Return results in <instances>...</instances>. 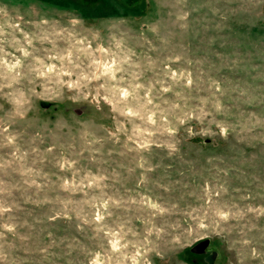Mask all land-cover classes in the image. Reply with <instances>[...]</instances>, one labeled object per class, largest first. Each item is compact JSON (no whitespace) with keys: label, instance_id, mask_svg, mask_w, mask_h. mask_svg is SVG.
Instances as JSON below:
<instances>
[{"label":"rangeland","instance_id":"1","mask_svg":"<svg viewBox=\"0 0 264 264\" xmlns=\"http://www.w3.org/2000/svg\"><path fill=\"white\" fill-rule=\"evenodd\" d=\"M0 264H264V0H0Z\"/></svg>","mask_w":264,"mask_h":264},{"label":"water","instance_id":"2","mask_svg":"<svg viewBox=\"0 0 264 264\" xmlns=\"http://www.w3.org/2000/svg\"><path fill=\"white\" fill-rule=\"evenodd\" d=\"M207 241L203 240L199 243H196V246L194 247V253L202 251L207 246Z\"/></svg>","mask_w":264,"mask_h":264}]
</instances>
